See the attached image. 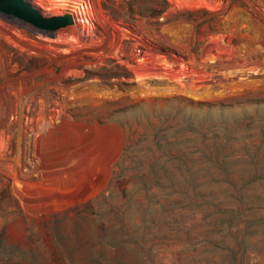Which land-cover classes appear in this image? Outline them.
Segmentation results:
<instances>
[{
	"label": "rangeland",
	"instance_id": "374dc122",
	"mask_svg": "<svg viewBox=\"0 0 264 264\" xmlns=\"http://www.w3.org/2000/svg\"><path fill=\"white\" fill-rule=\"evenodd\" d=\"M25 1L74 22L0 14V264H264V0Z\"/></svg>",
	"mask_w": 264,
	"mask_h": 264
},
{
	"label": "water",
	"instance_id": "95a60500",
	"mask_svg": "<svg viewBox=\"0 0 264 264\" xmlns=\"http://www.w3.org/2000/svg\"><path fill=\"white\" fill-rule=\"evenodd\" d=\"M0 13L19 19L21 23L26 22L42 31V33L56 31L74 22L69 13L44 17L39 9L34 8L25 0H0Z\"/></svg>",
	"mask_w": 264,
	"mask_h": 264
},
{
	"label": "trees",
	"instance_id": "16d2710c",
	"mask_svg": "<svg viewBox=\"0 0 264 264\" xmlns=\"http://www.w3.org/2000/svg\"><path fill=\"white\" fill-rule=\"evenodd\" d=\"M231 1H234V0H231ZM124 2H135V0H124ZM166 4H167V0H158L157 1V7L154 9V16H157V18L155 19V22L154 24L156 25V28L157 30H160V28L168 23L170 20L174 19L173 17H169L168 15H164L163 18H159V16H161L164 11H165V7H166ZM130 9V8H129ZM129 12H133V10H129ZM140 15H145L144 12L140 11L139 12ZM178 14V13H177ZM111 15L114 19H123V16L118 13L117 11H113L111 12ZM219 16H221L220 14L219 15H214L213 16V19H217ZM129 21L128 19H123V22H127ZM160 52H163V53H166V51H168V48H165V47H161L159 49ZM193 51H197V49H194ZM193 102V101H191ZM194 103V102H193ZM198 105H202L204 103L202 102H199L197 103ZM214 107V106H213ZM231 106H228V108H230ZM174 126H172L171 128H173ZM164 128H160L158 129L156 132H155V136L157 135H161L163 134L162 132H164ZM186 141H184L185 143ZM175 145H178V142H174ZM75 251H82V247L81 246H77L74 248ZM60 254H61V259L63 260L64 264H71L73 263V256L72 254L69 252L68 250V247L66 245V243H62L60 245ZM110 261L113 263V264H125L123 262H119L118 260H114V259H110ZM150 261H153V260H150Z\"/></svg>",
	"mask_w": 264,
	"mask_h": 264
},
{
	"label": "bare ground",
	"instance_id": "6f19581e",
	"mask_svg": "<svg viewBox=\"0 0 264 264\" xmlns=\"http://www.w3.org/2000/svg\"><path fill=\"white\" fill-rule=\"evenodd\" d=\"M0 14L3 15V16H6V17L11 18V19H12L14 22H16V23L22 24V27H26L28 30H31V31L34 32V33H42V31H40V30L37 29L36 27H34V26H32V25H30V24H28V23H26V22H22V23H21V21H20L19 19H16V18H14V17H10V16H8V15H6V14H2V13H0ZM58 31H59V30L51 31V33H52V34H56ZM43 33L48 34V33H50V31H45V32H43ZM43 33H42V34H43Z\"/></svg>",
	"mask_w": 264,
	"mask_h": 264
}]
</instances>
